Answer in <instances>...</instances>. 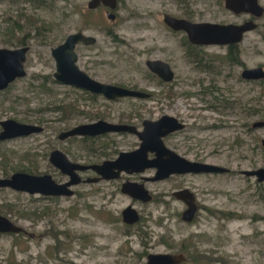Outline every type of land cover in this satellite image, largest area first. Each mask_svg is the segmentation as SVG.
I'll use <instances>...</instances> for the list:
<instances>
[{
    "label": "rangeland",
    "instance_id": "obj_1",
    "mask_svg": "<svg viewBox=\"0 0 264 264\" xmlns=\"http://www.w3.org/2000/svg\"><path fill=\"white\" fill-rule=\"evenodd\" d=\"M90 1L53 0L51 8L35 12L50 30L31 33L28 75L0 93V121L39 125L44 132L0 142V178L38 171L66 182L49 162L53 150H61L75 163H100L133 150L138 141L111 134L85 144L80 139L60 141L61 132L97 120L118 123L127 118L141 127L144 120L165 115L186 125L165 140L167 146L231 172L148 182L156 198L149 204L121 192L124 180L132 177L81 184L73 188L74 196L59 199L0 190V215L28 233L0 234V264H146L144 253L183 252V245L188 249L185 264H196L194 259L198 264H264V183L242 174L264 168V128H253L264 122V84L241 77L245 68H264V17L239 44L242 66L221 63L227 46L198 47V60L214 61L208 71L204 59L199 66L188 56L187 36L171 31L164 14L199 23L241 24L249 19L226 11L225 0H119L115 21L107 18L109 10L104 7L90 10ZM261 4L264 7V0ZM16 14L11 0H0V48L22 47L7 34L8 18ZM109 31L118 38L114 40ZM77 32L97 39L94 46L78 45L81 70L99 82L140 89L151 98L91 101L84 91L54 84L51 50ZM150 59L169 63L175 73L164 89L151 78L146 66ZM73 103L80 112L68 120L52 110ZM87 146L98 156L106 155L89 157ZM182 188L191 190L200 204L191 224L181 219L185 204L173 197ZM129 206L143 218L132 231L122 220V211Z\"/></svg>",
    "mask_w": 264,
    "mask_h": 264
},
{
    "label": "water",
    "instance_id": "obj_2",
    "mask_svg": "<svg viewBox=\"0 0 264 264\" xmlns=\"http://www.w3.org/2000/svg\"><path fill=\"white\" fill-rule=\"evenodd\" d=\"M118 5V0H91L88 3V8L96 10L100 6H104L109 9L108 19L113 20L116 17L113 11L117 10ZM225 8L237 16L249 15L251 20L242 24L199 23L180 19L169 14H165L163 20L173 31L184 32L192 45L229 47L241 44L246 34L257 30L258 23L255 20L264 17V7L261 0H225ZM96 43L97 39L95 37L84 32L68 35L61 45L51 50L56 67L54 79L63 85L75 87L110 100L151 98V94L140 90L99 82L81 70L78 65L79 57L76 51L78 45L93 46ZM30 50V46L17 49L0 48V92L9 89L17 80L27 77L25 63ZM146 66L151 73L167 83H171L175 79V73L171 65L165 61L150 59L146 62ZM241 77L247 81H263L264 68H246L243 70ZM2 124L6 128V131L2 134V140L4 138L30 136L43 131L40 126L22 124L13 120ZM143 125V132H138L135 126L98 121L64 131L59 136L62 141L73 137H97L104 134L130 133L137 135L141 139L142 145L136 151L122 152L116 160L105 161L99 165L74 163L65 153L55 150L51 155V162L64 175L69 176V182L59 184L51 175L37 176L21 172L8 179H0V189L10 188L30 195L72 197L74 195L72 188L82 182L79 172L93 171L99 176L97 179L85 181L89 184L98 183L101 180L118 179L122 172L128 174L142 173L153 168L157 169V175L152 179L153 181H162L175 174L200 175L228 174L231 172L229 169L218 165L189 161L173 150L167 149L162 138L185 128V124L178 119L172 116H164L156 122L146 120ZM253 127L264 128V122L254 123ZM148 152H156L158 159L148 160ZM242 174L246 177L256 178L258 183H264V168L243 171ZM122 191L132 198L146 203L152 200V195L144 185L126 183L123 185ZM174 197L182 200L188 206V209L183 213V221L193 222L198 212L195 194L189 189H184L175 192ZM122 217L124 223L128 225H134L140 220L139 213L131 207L123 211ZM23 232L26 231L22 227L9 218L0 215V234L19 235ZM186 260L184 254H151L146 264H183Z\"/></svg>",
    "mask_w": 264,
    "mask_h": 264
},
{
    "label": "flooded vegetation",
    "instance_id": "obj_3",
    "mask_svg": "<svg viewBox=\"0 0 264 264\" xmlns=\"http://www.w3.org/2000/svg\"><path fill=\"white\" fill-rule=\"evenodd\" d=\"M118 2H119V0H118ZM119 6V5H118ZM102 7H104V6H100V8H102ZM100 8H98V9H100ZM104 8H106V7H104ZM106 9H108V8H106ZM226 9V8H225ZM109 10V9H108ZM116 11V10H115ZM115 11H113V13H115ZM226 11H228L227 9H226ZM229 13H231L230 11H228ZM108 13H109V11H108ZM107 13V14H108ZM232 15H234L233 13H231ZM116 15V14H115ZM165 15V14H164ZM237 16V15H236ZM239 16H249V15H245V14H242V15H239ZM107 18H108V16H107ZM177 18H179V17H177ZM117 19V15H116V17H115V19H113V20H110V21H115ZM180 19H185V18H180ZM186 20H189V19H187L186 18ZM248 20H251V17L249 16V19ZM248 20H246V21H248ZM258 20H260V19H258ZM258 20H255L256 22L258 21ZM191 21V20H190ZM246 21H244V22H246ZM192 22H194V21H192ZM243 22V23H244ZM242 24V23H241ZM166 25V24H165ZM167 26V25H166ZM168 27V26H167ZM258 27H259V25H258ZM171 31H173L170 27H168ZM173 32H175V31H173ZM175 33H179V32H175ZM180 33H183V34H185L184 32H180ZM109 34H112V36H115V38L117 39L118 37H117V35L115 34V33H113V32H111V31H109ZM186 35V34H185ZM187 36V35H186ZM189 41V40H188ZM97 44V43H96ZM95 44V45H96ZM79 45H83V46H85V47H90V46H86V45H84V44H79ZM29 46V45H28ZM94 46V45H93ZM193 46H196V45H193ZM23 47H26V46H23ZM196 47H206V46H196ZM21 48V47H20ZM228 48V47H227ZM194 49H197V51H199V50H201V48H194ZM193 59H194V63H196V64H198L199 66H201L199 63L200 62H195L196 61V58L193 56L192 57ZM202 58V57H201ZM197 67V66H196ZM198 68V67H197ZM207 69V68H206ZM246 69V68H245ZM149 70V69H148ZM202 71H206L203 67H202V69H201ZM208 70V69H207ZM209 71V70H208ZM151 73V72H150ZM151 75H153L154 77H156V80H154V81H157L158 82V84L161 86V87H163V89L167 86V84H169V83H167V82H165L164 80H162L161 78H159L158 76H156L155 74H153V73H151ZM55 80V79H54ZM243 80V79H242ZM56 81V80H55ZM244 81H247V80H244ZM57 82V81H56ZM248 82H257V81H248ZM57 83H59V82H57ZM59 84H61V83H59ZM61 85H63V84H61ZM66 86V85H65ZM70 87V86H69ZM72 88H75V87H72ZM77 89V88H76ZM78 90H80V89H78ZM134 90H140V89H134ZM81 91H84V90H81ZM140 91H142V90H140ZM87 95H89L90 97V100L91 101H97L99 98H104V100H107V101H109V102H116V101H119V100H122V99H133V98H122V99H116V100H110V99H107V98H105V97H101L100 95H95V94H92V93H90V92H87V91H84ZM143 92H145V91H143ZM1 93V92H0ZM92 96H96V97H92ZM98 96V97H97ZM100 96V97H99ZM151 96H152V94H151ZM80 112V111H79ZM165 116H169V115H165ZM164 116H162L161 118H159V119H157V120H150V121H153V122H156V121H159V120H161L162 118H163ZM128 120H125V119H121L120 120V122H118V123H113V124H118V125H128V126H135L136 128H137V130H138V132H143V130H144V125H143V123H144V121H146V120H144L143 122H142V126L141 127H138V126H136V125H133V123H132V120H129V118H127ZM13 119H10V120H3V121H0V142H3V143H6V142H10V141H16V140H19V139H22V138H27V137H31V136H33V135H37V134H41V133H43L44 132V127H42L43 128V131L42 132H40V133H37V134H33V135H30V136H23V137H11V138H4V140H2V134L6 131V128L3 126V122H7V121H12ZM179 120V119H178ZM13 121H16V120H13ZM98 121H106V120H97V121H93V122H91V123H95V122H98ZM180 121V120H179ZM16 122H18V121H16ZM106 122H108V121H106ZM181 123H183L182 121H180ZM18 123H21V122H18ZM91 123H87V124H91ZM109 123H112V122H109ZM22 124H24V123H22ZM183 124H185V123H183ZM28 125H30V124H28ZM81 125H83V124H81ZM37 126H39V125H37ZM79 126V125H78ZM41 127V126H40ZM75 127H77V126H75ZM75 127H73V128H75ZM73 128H70V129H68V130H71V129H73ZM185 128H186V125H185ZM184 128V129H185ZM254 128V127H253ZM183 129V130H184ZM68 130H65V131H68ZM183 130H178V131H176V132H173V133H171V134H169L168 136H166V137H164V138H162V140H163V143H164V145L167 147V149H171V150H173L174 152H176L173 148H171V147H169V146H167L166 145V143H165V140L166 139H171L172 137H174L175 136V134H177L178 132H180V131H183ZM64 132V131H63ZM62 133V132H61ZM60 133V134H61ZM60 134H59V136H60ZM108 135H111V134H104V135H101V136H97V137H73V138H69V139H66V140H64V141H67V140H75V139H80L81 140V142H87V143H90V142H96V141H99L101 138H105V137H108ZM112 135H121V136H123V135H128V136H133V137H135L136 139H137V141H138V145L133 149V150H130V151H125V152H133V151H136L137 149H140V147H141V145H142V141H141V139L137 136V135H135V134H130V133H114V134H112ZM59 136H58V138H59ZM59 140H60V138H59ZM60 141H62V140H60ZM111 144H116V142L114 141V142H112ZM58 150V149H57ZM55 150H53L51 153H50V155H49V162H50V164L57 170V171H59L60 173H61V175H63L64 177H66L68 180L66 181V182H61V181H57L55 178H54V176L53 175H51L49 172H43V173H40V172H35V173H28V172H26V171H23V173H28V174H31V175H37V176H44V175H51L52 177H53V179L57 182V183H59V184H65V183H67V182H69L70 181V178H69V176H66V175H64L59 169H57L53 164H52V162H51V155H52V153L54 152ZM61 151V150H60ZM96 152V151H95ZM64 153V152H63ZM120 153H122V152H120ZM120 153L118 154V156L120 155ZM178 155H180L181 157H184V156H182L181 154H179L178 152H176ZM96 154H97V152H96ZM101 154H103V153H101ZM118 156L116 157V158H114V159H106V160H103L102 162H100V163H89V164H84V165H99V164H102L103 162H105V161H114V160H116L117 158H118ZM147 156H148V160H156V159H158V155H157V153L156 152H148V154H147ZM185 159H187V160H189V161H192V162H199V163H205V164H211V163H207V162H202V161H197V160H191V159H189V158H186V157H184ZM164 160V159H163ZM73 162V161H72ZM75 163V162H74ZM80 164H82V163H80ZM212 165H215V164H212ZM22 171H17V172H15L14 174H16V173H21ZM13 174V175H14ZM13 175H10V177H7V178H0V179H8V178H11ZM79 175H80V177L82 178V182L79 184V185H81V184H88V185H96V184H99V183H101V182H103V181H108V182H110V181H117V180H119V179H124V178H126V177H132L133 178V180H130V179H126V180H124V182L122 183V185H121V192L123 193V191H122V189H123V185L124 184H126V183H136V184H140V185H144L145 186V188L147 189V190H149L148 189V187H147V183L149 182V183H153V182H160V181H153L152 179L157 175V169H155V168H153V169H147V170H145L144 172H142V173H134V174H128V173H126V172H122L121 173V175H120V177L118 178V179H113V180H101L100 182H98V183H91V184H89V183H85V181H87L88 179H97V178H99V176L97 175V174H95L93 171H87V172H79ZM197 174H183V175H179V174H175V175H172V176H170L169 178H167V179H165V180H169V179H171V178H175V177H186V176H196ZM200 175H219V174H200ZM165 180H162V181H165ZM79 185H77V186H79ZM76 187V186H75ZM75 187H73V188H75ZM72 188V189H73ZM10 189V188H9ZM185 189H187V188H185ZM0 190H3V189H0ZM12 190V189H11ZM181 190H184V188H182V189H179L178 191H181ZM73 191H74V189H73ZM178 191H176V192H178ZM149 192H150V190H149ZM175 193V192H174ZM174 193H173V197H174ZM123 194H125V193H123ZM150 194L152 195V200L150 201V202H143V201H141V200H138V199H134V198H132L130 195H128V194H126V195H128V196H130L133 200H136V201H139V202H141V203H143V204H149V203H152V201H155L156 200V198L154 197V194H152L151 192H150ZM35 195H38V196H43V197H45V198H49V199H59V197H56V196H44V195H41V194H35ZM74 195H75V191H74ZM73 195V196H74ZM195 197H196V195H195ZM174 198H176V197H174ZM155 199V200H154ZM177 199V198H176ZM178 200V199H177ZM180 201V200H179ZM182 201V200H181ZM183 202V201H182ZM184 203V202H183ZM196 203H197V206H198V212H199V210H200V204L198 203V201H197V198H196ZM185 204V206H186V209H185V211L188 209V206L186 205V203H184ZM129 207H131V206H129ZM128 207V208H129ZM131 208H133V207H131ZM127 209V208H126ZM125 209V210H126ZM134 209V208H133ZM136 210V209H135ZM124 211V210H123ZM123 211H122V214H123ZM137 211V210H136ZM184 211V212H185ZM138 212V211H137ZM184 212H182V216H183V213ZM197 212V213H198ZM139 213V212H138ZM140 215V214H139ZM197 215V214H196ZM182 216H181V219H182ZM196 218V217H195ZM142 216L140 215V220H139V222L138 223H136V224H134V225H128V224H126L130 229H131V231H132V229L135 227V226H137V225H139L140 223H141V221H142ZM122 220H123V217H122ZM195 220V219H194ZM193 220V221H194ZM182 221H183V219H182ZM124 222V221H123ZM184 222V221H183ZM184 223H187V222H184ZM191 223H193V222H191ZM191 223H187V224H191ZM138 232V231H137ZM3 235H12V234H3ZM19 235H23V236H26V235H28V233L27 232H23V233H21V234H19ZM19 235H16V236H19ZM15 236V235H14ZM35 237V236H34ZM162 243H164V244H166L165 243V241L161 238V240H160ZM149 245V244H148ZM187 246L186 245H183V249H182V251L183 252H180V251H178V252H176V253H166V254H184L185 256H186V259L188 260V257H187V255H186V252L185 251H188V249L186 248ZM145 255H147V260H148V257L151 255V253H144ZM187 260L185 261V263L187 262ZM185 263H183V264H185Z\"/></svg>",
    "mask_w": 264,
    "mask_h": 264
},
{
    "label": "trees",
    "instance_id": "obj_4",
    "mask_svg": "<svg viewBox=\"0 0 264 264\" xmlns=\"http://www.w3.org/2000/svg\"><path fill=\"white\" fill-rule=\"evenodd\" d=\"M50 1L52 4H54L53 0H11L12 5H14L17 10V14L15 15V17L12 16L8 18L9 26L7 28L8 30L7 34H9L10 38L15 39L16 42L18 41L17 44L23 47V46L30 45V42H31L30 37H31L32 32H36L37 35H39L40 33L48 32L50 30V26L46 22L41 21L40 18L35 15V12L39 10H46V9L51 8L52 5L51 6L48 5ZM112 38L116 40L115 36H112ZM188 46L191 48L188 51V56L190 57L194 56L196 58L195 62H202L203 59L205 60L204 57L203 59L198 60L199 52L197 51V49H194L198 47L193 46L190 42ZM207 59H208L207 61L205 60L206 68L210 70V65L214 61L209 60V58ZM221 63L227 64L229 66H237V65L242 66L243 62L241 59V52L239 49V45L229 46L227 54L221 60ZM151 78L156 80V77H154L153 75H151ZM53 83L59 84L56 81ZM46 84L47 83L44 82L42 84V87L45 88ZM261 84H264V80L261 81ZM92 97H96V96H92ZM231 104H234V103H231ZM52 110L55 112L61 113L63 120H68L67 118H71V116L74 115L75 113L79 114L77 104L75 103L71 105L55 106ZM250 110H252L251 112L253 114L257 113V109L255 108H251ZM84 143L88 144L87 142H84ZM86 149H88L87 154L89 157L96 156L95 158H100L101 156L106 155V153H103L98 156L96 152L93 151V149L89 146H87ZM21 236L23 235H19L17 237H21ZM194 262L198 264L196 259H194Z\"/></svg>",
    "mask_w": 264,
    "mask_h": 264
}]
</instances>
